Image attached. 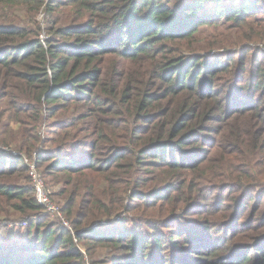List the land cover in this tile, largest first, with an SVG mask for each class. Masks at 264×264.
Wrapping results in <instances>:
<instances>
[{
    "label": "trees",
    "instance_id": "obj_1",
    "mask_svg": "<svg viewBox=\"0 0 264 264\" xmlns=\"http://www.w3.org/2000/svg\"><path fill=\"white\" fill-rule=\"evenodd\" d=\"M262 41L264 0H0V264H264Z\"/></svg>",
    "mask_w": 264,
    "mask_h": 264
},
{
    "label": "built area",
    "instance_id": "obj_2",
    "mask_svg": "<svg viewBox=\"0 0 264 264\" xmlns=\"http://www.w3.org/2000/svg\"><path fill=\"white\" fill-rule=\"evenodd\" d=\"M13 155H18L16 153H12ZM25 162L28 164L29 167V176L32 179L34 188H35V196L37 199V202L44 208V211L46 214L60 220L62 224L66 227H69L68 222L62 217L61 212L56 204H54L47 191L44 188V183L40 177V175L37 173L35 166L33 163H29L26 159ZM0 225H3L7 228H11L14 226L17 227H23L26 225V222H18V223H11V222H0Z\"/></svg>",
    "mask_w": 264,
    "mask_h": 264
},
{
    "label": "rangeland",
    "instance_id": "obj_3",
    "mask_svg": "<svg viewBox=\"0 0 264 264\" xmlns=\"http://www.w3.org/2000/svg\"><path fill=\"white\" fill-rule=\"evenodd\" d=\"M4 12H7V11H4ZM4 12H3V14H4ZM17 13H19L21 16H22V14H21V12H17ZM18 14V15H19ZM14 15V14H13ZM7 17L9 18V19H11L12 17L9 15V13L7 12ZM36 20L37 21H40V23L42 24V25H45V23H44V17H43V13H41L40 12V14L38 15V17L36 18ZM214 32H216V35H218L219 33H220V29L219 30H214V29H212V28H209V29H205V30H203V31H201L200 33H201V36H200V38H199V42H197L196 43V46L197 47H201L202 49L203 48H205L206 46H207V44L209 43V41H210V37H214L215 36V33ZM223 35H225L226 37H229L231 40H233V42L235 41V36H234V34H231L230 32H223ZM40 38H44V35L42 34L41 35V37ZM242 43H244L243 41L242 42H240L239 43V45H235V44H227V43H225V44H221V43H219V45H222V46H224L226 49H229V50H231V51H234V50H236V48H241L240 46L242 45ZM258 46H260L261 47V49L262 50H264V41H262L261 43H259L258 44ZM261 50V51H262ZM211 51H218V52H221V51H223V48H218V49H214V50H211ZM214 52H208L209 54H213ZM202 54H206V53H202ZM113 219L112 218H110V219H108V220H105V221H103V222H100L101 224H103V225H106V224H109V222H111ZM19 221H15V222H13V223H18ZM12 223V222H11ZM0 226H3V225H0ZM5 227V226H4ZM82 251H83V249H82ZM109 255V249H107V248H99V249H97V251H96V253H95V255H94V259H101V257H102V259H104L105 257H107Z\"/></svg>",
    "mask_w": 264,
    "mask_h": 264
}]
</instances>
